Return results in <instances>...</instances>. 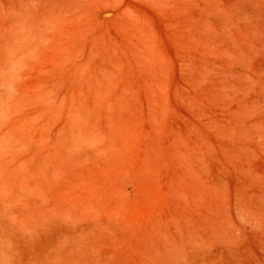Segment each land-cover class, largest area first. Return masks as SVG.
<instances>
[{
  "label": "rangeland",
  "instance_id": "374dc122",
  "mask_svg": "<svg viewBox=\"0 0 264 264\" xmlns=\"http://www.w3.org/2000/svg\"><path fill=\"white\" fill-rule=\"evenodd\" d=\"M0 229L3 264H264V0H0Z\"/></svg>",
  "mask_w": 264,
  "mask_h": 264
},
{
  "label": "bare ground",
  "instance_id": "6f19581e",
  "mask_svg": "<svg viewBox=\"0 0 264 264\" xmlns=\"http://www.w3.org/2000/svg\"><path fill=\"white\" fill-rule=\"evenodd\" d=\"M1 230V229H0ZM12 238L9 236V235H7V234H5V233H2V232H0V264H3V263H5L6 262V258H7V253L9 252V251H11L12 250V247H11V245H12V243H17L15 240L13 241V240H11ZM63 256V255H62ZM40 258V257H39ZM45 258V257H44ZM47 258V257H46ZM60 258V257H59ZM59 258H56V256L55 257H52V259L53 260H55V259H59ZM62 258V257H61ZM51 259V260H52ZM39 260H40V262H39ZM38 260V263H36V264H50V263H47V262H45V261H43L42 262V259L40 258ZM52 260V261H53ZM63 260V259H62ZM59 261H61L60 259H59ZM54 262V261H53ZM52 263V262H51ZM54 264H55V262H54ZM58 264V263H57ZM64 264V263H63Z\"/></svg>",
  "mask_w": 264,
  "mask_h": 264
}]
</instances>
